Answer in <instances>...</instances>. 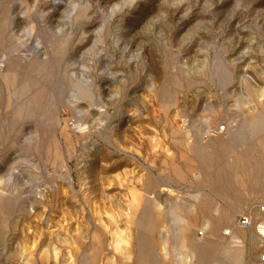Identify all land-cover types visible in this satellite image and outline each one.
Returning a JSON list of instances; mask_svg holds the SVG:
<instances>
[{
	"label": "rangeland",
	"instance_id": "374dc122",
	"mask_svg": "<svg viewBox=\"0 0 264 264\" xmlns=\"http://www.w3.org/2000/svg\"><path fill=\"white\" fill-rule=\"evenodd\" d=\"M263 204L264 0H0V264H262Z\"/></svg>",
	"mask_w": 264,
	"mask_h": 264
},
{
	"label": "built area",
	"instance_id": "2783aa9c",
	"mask_svg": "<svg viewBox=\"0 0 264 264\" xmlns=\"http://www.w3.org/2000/svg\"><path fill=\"white\" fill-rule=\"evenodd\" d=\"M70 125H72L73 124V121L72 120H70L69 122H68ZM262 210L264 211V204H263V206H262ZM239 226L240 227H242V228H246V227H249L250 225H251V223H252V216L251 215H243V216H241L240 217V219H239ZM232 233V230L231 229H227L226 231H225V234H231ZM259 261H260V263H264V249H263V251H262V254L260 255V259H259Z\"/></svg>",
	"mask_w": 264,
	"mask_h": 264
},
{
	"label": "crops",
	"instance_id": "0c3cea01",
	"mask_svg": "<svg viewBox=\"0 0 264 264\" xmlns=\"http://www.w3.org/2000/svg\"><path fill=\"white\" fill-rule=\"evenodd\" d=\"M260 259V258H259ZM264 264V263H263Z\"/></svg>",
	"mask_w": 264,
	"mask_h": 264
}]
</instances>
